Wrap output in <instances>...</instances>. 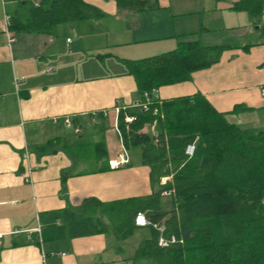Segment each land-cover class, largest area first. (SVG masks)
Masks as SVG:
<instances>
[{
	"label": "crops",
	"instance_id": "1",
	"mask_svg": "<svg viewBox=\"0 0 264 264\" xmlns=\"http://www.w3.org/2000/svg\"><path fill=\"white\" fill-rule=\"evenodd\" d=\"M85 1L101 10L100 19L59 25L47 36L9 30L21 3L37 6L38 0H0V264H122L117 242L130 237L121 240L113 230L80 238L65 234L59 241L43 233L66 227L63 211L81 217L88 199L112 204L154 192L150 169L141 154L132 161L118 129L119 114L140 107L126 62L172 52L187 41L230 45L217 64L194 73L190 82L159 89L155 98L201 95L221 114L247 109L228 120H264V34L257 24L264 23V10L258 22L233 10L240 0H137L142 4L135 10L113 0ZM249 35L254 40L227 43ZM248 124L247 130H264L253 119ZM49 142L52 148L37 151ZM78 142L86 147L76 156L68 148ZM122 149L128 164L112 170L109 163L118 161ZM96 218L117 231V222L99 212Z\"/></svg>",
	"mask_w": 264,
	"mask_h": 264
},
{
	"label": "trees",
	"instance_id": "2",
	"mask_svg": "<svg viewBox=\"0 0 264 264\" xmlns=\"http://www.w3.org/2000/svg\"><path fill=\"white\" fill-rule=\"evenodd\" d=\"M113 1L125 10L139 9L142 4ZM21 4L23 10L10 16L9 30L14 33L50 36L59 25L97 20L103 15L85 0ZM233 10L258 17L259 22L264 0H240ZM257 24L264 34V23ZM230 48L187 41L172 52L125 63L135 81L140 106L147 103V110L139 107L121 112L118 129L126 150H140L154 192L146 198L112 204L88 199L81 206V217L63 211L66 227L48 228L44 239L59 241L65 234L80 238L113 230L117 238L126 240L138 230L135 217L143 214L150 226L142 229H147L150 237L139 244L131 264H264V130H244L228 121V114L247 111L243 107L221 114L201 95L162 102L155 98L163 87L190 82L194 73L217 64ZM125 116L135 121L127 125ZM151 127L153 132L142 134ZM53 144L37 151L43 153ZM188 146L194 147L192 157L185 155ZM85 147L78 142L68 150L77 156L76 149ZM167 178L170 181L161 185ZM163 192L169 193L173 202L169 212L161 209ZM97 212L111 223L117 222V231L103 225ZM153 226L163 228L162 233ZM161 237L168 242L174 238L175 243L160 248Z\"/></svg>",
	"mask_w": 264,
	"mask_h": 264
},
{
	"label": "rangeland",
	"instance_id": "3",
	"mask_svg": "<svg viewBox=\"0 0 264 264\" xmlns=\"http://www.w3.org/2000/svg\"><path fill=\"white\" fill-rule=\"evenodd\" d=\"M225 3H222L221 5H223ZM109 21V20H107ZM240 24H241V21H239ZM242 34H240V32H234L233 33V36H241ZM254 40V36L252 35H249V36H245V37H242V38H239L237 40H234V41H227L228 44H236V42H246L249 41V40ZM107 67L113 71V68L111 67L110 64H107ZM254 121V123H258V126L259 128H263L264 127V120H260V118H257L255 115H238V116H234L231 117L228 121L232 124H235L237 125L238 127H240L241 129H244L246 130V128H250L252 125L251 124H248V122L250 120ZM254 125V124H253ZM68 134H72V132H67ZM90 141V139L88 140ZM129 157L132 159V161L134 160H140V151L139 149H131L129 152ZM127 154V155H128ZM163 181L168 182L170 181V178H167V179H163ZM173 208V202H172V199L170 197H162L161 199V209L163 212H169L171 211ZM149 231L147 229L145 230H137L133 233V235L129 238V240H127V242H124V243H119L117 242V246H121V248L123 249L124 253L122 254V264H124L126 262V260H128L129 258V263L131 264V260L134 256V253L136 251V249L138 248L140 242L146 240L145 238H149ZM125 260V262L123 261ZM127 264V262H126Z\"/></svg>",
	"mask_w": 264,
	"mask_h": 264
},
{
	"label": "built area",
	"instance_id": "4",
	"mask_svg": "<svg viewBox=\"0 0 264 264\" xmlns=\"http://www.w3.org/2000/svg\"><path fill=\"white\" fill-rule=\"evenodd\" d=\"M262 19L264 20V13H263V15H262ZM9 42H12V39H9ZM261 95L264 96V90H261ZM145 98L147 99V96H146V95H145ZM140 107L142 108L143 111H146V110H147V103L141 105ZM134 121H135V119H134L133 117H128V116H127V117H125V119H124V122H125V124H127V125L132 124ZM67 125L69 126V123H68V122H67ZM117 134L120 135V134H119V131H117ZM193 152H194V147H193V146H188V147L186 148V150H185V155H186L187 157H192ZM127 164H128L127 154H126V152L124 151V149H122V154L119 156L118 161H117V162H110V163H109V166H110V168H111L112 170H114V169H117V168H119V167H121V166H125V165H127ZM160 184H161V185H164V184H165V181H163V179H162L161 182H160ZM169 195H170L169 193H165V192H163V193L161 194L162 197H168ZM134 226H135L136 228H146V227H149L150 224L147 222V220H146V218L144 217L143 214H138V215L135 217V220H134ZM153 228H154L155 230L161 232V233H162V231H163V228H160V227H158V226H153ZM174 243H175L174 238H171L170 242H168V241L164 240V239L161 237V238L159 239V241H158V246H159L160 248H165V247H167V245H169V244H174Z\"/></svg>",
	"mask_w": 264,
	"mask_h": 264
},
{
	"label": "water",
	"instance_id": "5",
	"mask_svg": "<svg viewBox=\"0 0 264 264\" xmlns=\"http://www.w3.org/2000/svg\"><path fill=\"white\" fill-rule=\"evenodd\" d=\"M255 28H257V27H255Z\"/></svg>",
	"mask_w": 264,
	"mask_h": 264
}]
</instances>
